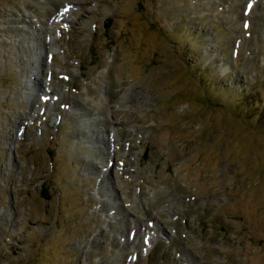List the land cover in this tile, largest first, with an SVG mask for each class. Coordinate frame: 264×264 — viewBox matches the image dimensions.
Listing matches in <instances>:
<instances>
[{
	"label": "rangeland",
	"instance_id": "rangeland-1",
	"mask_svg": "<svg viewBox=\"0 0 264 264\" xmlns=\"http://www.w3.org/2000/svg\"><path fill=\"white\" fill-rule=\"evenodd\" d=\"M0 264H264V0H0Z\"/></svg>",
	"mask_w": 264,
	"mask_h": 264
},
{
	"label": "bare ground",
	"instance_id": "bare-ground-1",
	"mask_svg": "<svg viewBox=\"0 0 264 264\" xmlns=\"http://www.w3.org/2000/svg\"><path fill=\"white\" fill-rule=\"evenodd\" d=\"M65 12H66V11H65ZM61 16H62V15H60L59 18H60ZM48 54H49V52L46 53V57H47ZM34 80H36L37 83L39 84L41 78H40L39 75L37 74V77H36V78L34 77ZM45 89H46V88H45ZM108 140H110V141L112 140V136H111L110 134H108ZM109 143H110V142H109ZM109 148H110V147H109ZM115 156H116V154H115Z\"/></svg>",
	"mask_w": 264,
	"mask_h": 264
},
{
	"label": "snow or ice",
	"instance_id": "snow-or-ice-1",
	"mask_svg": "<svg viewBox=\"0 0 264 264\" xmlns=\"http://www.w3.org/2000/svg\"><path fill=\"white\" fill-rule=\"evenodd\" d=\"M247 7L250 9V8H251V5L249 4ZM245 14L247 15V13H245ZM244 27H245V28H248V27H249L248 23H245V24H244Z\"/></svg>",
	"mask_w": 264,
	"mask_h": 264
},
{
	"label": "water",
	"instance_id": "water-1",
	"mask_svg": "<svg viewBox=\"0 0 264 264\" xmlns=\"http://www.w3.org/2000/svg\"><path fill=\"white\" fill-rule=\"evenodd\" d=\"M145 157H146V155H145Z\"/></svg>",
	"mask_w": 264,
	"mask_h": 264
}]
</instances>
